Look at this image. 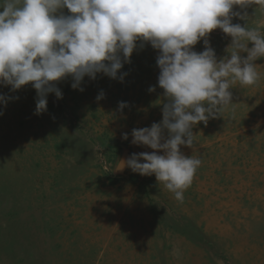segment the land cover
Segmentation results:
<instances>
[{
	"label": "rangeland",
	"instance_id": "1",
	"mask_svg": "<svg viewBox=\"0 0 264 264\" xmlns=\"http://www.w3.org/2000/svg\"><path fill=\"white\" fill-rule=\"evenodd\" d=\"M256 7L234 6L247 19L232 23L264 29ZM206 38L217 60L230 57L231 36L217 28ZM137 45L116 79L85 76L83 91L71 76L53 82L62 98L49 93L40 114L31 83L0 85L11 98L0 103V264H264V57L254 62L261 80L237 82L234 106L180 146L202 160L180 202L154 174L115 170L123 153L164 154L131 142L133 129L162 122L169 102L159 50ZM193 50H205L204 38Z\"/></svg>",
	"mask_w": 264,
	"mask_h": 264
},
{
	"label": "clouds",
	"instance_id": "2",
	"mask_svg": "<svg viewBox=\"0 0 264 264\" xmlns=\"http://www.w3.org/2000/svg\"><path fill=\"white\" fill-rule=\"evenodd\" d=\"M249 5L264 12V0H0V85L15 91L31 83L40 114L47 110L49 93L62 98L53 82L71 76V87L83 91L85 76L95 79L103 73L116 79L137 42L141 48L150 43L159 50L158 84L169 102L163 106L162 122L133 129L131 142L164 154L133 153L119 159L115 170L154 174L183 202L202 160L184 155L180 146L192 147L195 125L207 124L234 106L229 89L237 82L253 86L261 80L254 62L264 57V29L232 23L233 17L247 19L234 6ZM65 7L71 14L58 15ZM217 28L232 37L226 49L230 57L220 60L206 38ZM201 38L205 50L198 53L193 46ZM103 97L101 92L97 100ZM7 99L0 94V103ZM122 138L127 140L128 133Z\"/></svg>",
	"mask_w": 264,
	"mask_h": 264
},
{
	"label": "water",
	"instance_id": "3",
	"mask_svg": "<svg viewBox=\"0 0 264 264\" xmlns=\"http://www.w3.org/2000/svg\"><path fill=\"white\" fill-rule=\"evenodd\" d=\"M129 156H128V154L127 153H123V155L121 156V159H126V158H128ZM128 168L127 167H125L122 171H120V170H116L117 171V173H119V174H124V172L127 170Z\"/></svg>",
	"mask_w": 264,
	"mask_h": 264
}]
</instances>
